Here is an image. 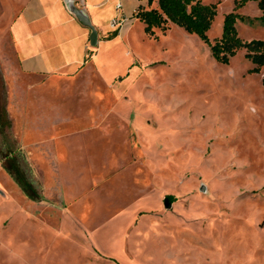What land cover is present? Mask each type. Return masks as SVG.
Wrapping results in <instances>:
<instances>
[{"label": "rangeland", "instance_id": "obj_1", "mask_svg": "<svg viewBox=\"0 0 264 264\" xmlns=\"http://www.w3.org/2000/svg\"><path fill=\"white\" fill-rule=\"evenodd\" d=\"M202 1L214 41L237 0ZM129 19L96 50L103 79L24 73L0 34V264H264V66Z\"/></svg>", "mask_w": 264, "mask_h": 264}, {"label": "crops", "instance_id": "obj_2", "mask_svg": "<svg viewBox=\"0 0 264 264\" xmlns=\"http://www.w3.org/2000/svg\"><path fill=\"white\" fill-rule=\"evenodd\" d=\"M128 1L84 0L86 14L97 30L95 45L90 41L91 29L69 12L63 0H0V34L10 38L17 66L24 73L74 77L91 65L103 79L95 53L115 30L112 21L128 19L119 28L117 36H120L138 7L148 2L137 4L131 0L128 8ZM107 10H110L109 17L104 14ZM40 108L41 119L44 117L45 121L47 116L58 111L61 115L65 113L62 108L54 113L44 105ZM51 126L49 124V129L40 132L51 131Z\"/></svg>", "mask_w": 264, "mask_h": 264}, {"label": "trees", "instance_id": "obj_3", "mask_svg": "<svg viewBox=\"0 0 264 264\" xmlns=\"http://www.w3.org/2000/svg\"><path fill=\"white\" fill-rule=\"evenodd\" d=\"M253 0H237L233 11L227 13L223 21L222 35L211 41L207 32L210 29L217 14L216 4H206L202 0H157V8H145L139 6L134 17L144 23V30L148 35H154L155 29L167 30L169 24L183 28L187 33L195 34L210 45L212 56L223 64H228L230 59L241 49L246 50V57L255 64L253 71L260 72L264 66V40H243L238 33L236 24L241 21L264 22V0L257 1L263 15L249 17L238 13L236 10ZM153 0H148L152 4ZM119 29L113 30L107 36L114 38ZM264 80V79H263ZM171 200V197H166Z\"/></svg>", "mask_w": 264, "mask_h": 264}, {"label": "water", "instance_id": "obj_4", "mask_svg": "<svg viewBox=\"0 0 264 264\" xmlns=\"http://www.w3.org/2000/svg\"><path fill=\"white\" fill-rule=\"evenodd\" d=\"M71 10L75 13L77 18L81 21V23L85 26H88L91 29V35H90V41L92 45L96 44L97 40V30L95 27L92 25L89 17L87 14H85L82 10H79L77 7H75L73 4H70ZM166 205H170L169 200L166 198L165 199Z\"/></svg>", "mask_w": 264, "mask_h": 264}, {"label": "built area", "instance_id": "obj_5", "mask_svg": "<svg viewBox=\"0 0 264 264\" xmlns=\"http://www.w3.org/2000/svg\"><path fill=\"white\" fill-rule=\"evenodd\" d=\"M63 1L66 5V8L73 15H75V13L71 10L70 4H73L75 7H77L79 10H82L86 14V6H85L84 0H63ZM118 7H120V5ZM126 21H127V19H125V18L115 19L112 21L111 26L114 29H119Z\"/></svg>", "mask_w": 264, "mask_h": 264}]
</instances>
